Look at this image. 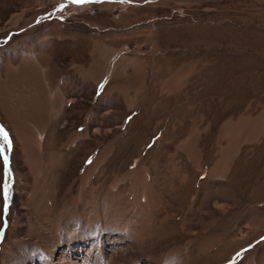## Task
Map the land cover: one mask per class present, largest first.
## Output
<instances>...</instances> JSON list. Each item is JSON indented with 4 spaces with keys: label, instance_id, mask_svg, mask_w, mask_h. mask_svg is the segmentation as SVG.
<instances>
[{
    "label": "rangeland",
    "instance_id": "374dc122",
    "mask_svg": "<svg viewBox=\"0 0 264 264\" xmlns=\"http://www.w3.org/2000/svg\"><path fill=\"white\" fill-rule=\"evenodd\" d=\"M0 146V264H264V0H0Z\"/></svg>",
    "mask_w": 264,
    "mask_h": 264
},
{
    "label": "snow or ice",
    "instance_id": "6c2138e0",
    "mask_svg": "<svg viewBox=\"0 0 264 264\" xmlns=\"http://www.w3.org/2000/svg\"><path fill=\"white\" fill-rule=\"evenodd\" d=\"M75 2H77V3H82V2H84V0H75ZM0 150H2V146H0ZM5 159H6V157H5ZM6 194V193H5Z\"/></svg>",
    "mask_w": 264,
    "mask_h": 264
}]
</instances>
